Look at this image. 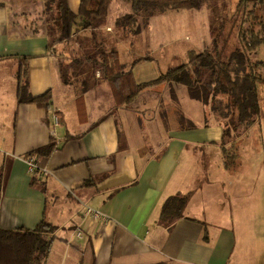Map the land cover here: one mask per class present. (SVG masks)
I'll return each instance as SVG.
<instances>
[{"label":"crops","instance_id":"crops-1","mask_svg":"<svg viewBox=\"0 0 264 264\" xmlns=\"http://www.w3.org/2000/svg\"><path fill=\"white\" fill-rule=\"evenodd\" d=\"M67 1L78 13L82 0ZM44 9L45 0H0V165L8 168L0 226L34 228L44 216L57 225L45 264H262L254 249L264 243L263 229L258 218H247L257 204L242 186L247 177L236 173L242 162L236 169L225 166L220 119L202 102L205 124L181 109L168 83L146 88L123 106L116 105L106 82L86 92L77 82L63 83L53 52L60 44L49 46ZM187 11L192 10L172 14L197 27L196 45L204 49L207 26L197 19L209 10ZM159 16L148 24L140 19L142 30L133 37L118 36L134 61L142 58L134 65L139 82L160 75L146 71L148 64L157 66L153 54L162 50L147 43L158 29L160 34L167 29L151 25ZM111 27L108 23L105 31L114 35ZM25 60L31 93L52 92L49 108L18 102V73ZM187 96L195 100L188 89ZM53 109L61 116L55 127ZM147 133L153 140L144 138ZM52 141L51 154L35 153ZM194 152L203 159L201 170ZM28 157L38 162L35 172ZM197 180L199 193L193 187ZM177 193H190V198L184 216L169 229L160 220L162 207ZM226 197L234 216H226V226L217 225L207 214L216 204L223 214ZM54 199L61 201L59 207H53ZM88 207L100 217L89 214Z\"/></svg>","mask_w":264,"mask_h":264},{"label":"trees","instance_id":"trees-1","mask_svg":"<svg viewBox=\"0 0 264 264\" xmlns=\"http://www.w3.org/2000/svg\"><path fill=\"white\" fill-rule=\"evenodd\" d=\"M132 7V13L121 16L115 23L117 30L141 32L140 19H149L168 10H196L211 8V0H123ZM231 2L230 0H228ZM112 0H82L78 13H74L67 0H45L42 21L50 37L49 46L59 58L63 83H79L82 92L106 82L116 105L131 104L146 88L168 83L171 94L177 97L175 85H185L191 98L209 107V113L220 119L223 126L222 149L225 166L236 169L241 163L239 136L247 134L261 116L259 86L264 85V59L257 54L264 45V0H238L230 16H225L218 35L202 50L190 49L187 61L150 81L139 82L134 65L122 60L115 45V36L107 33L108 15ZM233 23V31L221 41L223 31ZM38 21H34L37 28ZM237 30L235 42L231 35ZM117 38H119L117 36ZM75 45V46H74ZM69 48V49H68ZM67 49L69 51H67ZM28 62L22 63L18 73V102L36 103L49 108L52 92L34 96L30 91ZM101 77L97 78L96 74ZM189 126H194L189 122ZM241 130V131H240ZM54 141L37 149L35 153L49 155ZM8 168L0 165V206L7 181ZM190 193L171 195L163 204L160 220L169 229L184 216ZM58 226L46 216L34 227L14 229L0 226V264H45L51 252ZM156 264H172L161 262Z\"/></svg>","mask_w":264,"mask_h":264},{"label":"rangeland","instance_id":"rangeland-1","mask_svg":"<svg viewBox=\"0 0 264 264\" xmlns=\"http://www.w3.org/2000/svg\"><path fill=\"white\" fill-rule=\"evenodd\" d=\"M212 1V7L207 8L209 11L205 17H201L197 19V23L200 24L201 27L207 26V33H208V43L207 45H210L213 41V38L218 35V24L221 26L223 25V22L225 21V16L229 17L233 10L236 7V4L238 0H211ZM235 6V7H234ZM200 9H194V12H197ZM179 11V10H178ZM184 11V10H180ZM193 11V10H192ZM192 11H187L188 13H192ZM176 13V10H168L165 13H171L169 18H164L162 14H155L160 15L159 18H156L155 22H152L151 25L153 27H167V29H164V32L160 34L159 29L157 30V34L153 33V36H151V40L147 43L149 46H159V48H162V50L156 52L153 54V56L159 60L157 66L152 65V68L150 64L146 65V71L147 74H153L155 71H158V74L161 72L166 71L169 67H175L183 64L187 61L186 57V51L190 48L194 49L197 48L199 50L202 49V47H197L196 42L197 39L194 37L195 35V29L194 26H187L185 25L186 21L183 22V20H177L178 15L172 14ZM132 13V7L130 4L124 2L123 0H112L110 11L108 15V23L113 25L111 29L114 32L113 36H123L128 33L129 37H133L131 31H123L117 30L114 26L118 18H120L123 15ZM185 13V12H183ZM203 13V12H202ZM194 14V13H192ZM153 15V16H155ZM177 17V18H176ZM231 18V16H230ZM229 18L230 23L227 26H230L228 30L223 31L221 41H225V36L233 31V23L231 19ZM185 23V24H184ZM189 23V22H188ZM39 25V23H37ZM107 31V30H106ZM110 34V33H109ZM131 34V35H130ZM237 30H234V33L231 35L229 44L230 46H233L235 42V36H236ZM124 37H128L127 35ZM196 39V40H195ZM128 44V43H127ZM115 45L119 49L122 57L124 60H127L130 62V60L133 62L135 57H133L129 53V49L125 42L120 40V38H115ZM135 45H138L136 43ZM75 46V45H74ZM207 47V46H206ZM205 47V48H206ZM64 49L63 45L58 46V50ZM69 49V48H68ZM67 49V51H69ZM129 59H127V57ZM257 56L260 59H264V45L263 50L261 51L259 49ZM134 58V59H133ZM130 62V63H132ZM157 67V68H156ZM156 68V69H155ZM97 78H100V73L97 72L96 74ZM181 89L177 91V97H174V100L177 102V105L181 107V109L186 110L190 114H193L195 118H198L203 124L206 123L205 118L202 113L203 104L199 101H192L187 96V87L185 85H180ZM260 91V98H261V116L259 117L258 121L252 126V128L249 130L247 134H243L239 136L237 140V145L240 148V154H241V162L242 166L236 171L238 175H244L246 176V181L242 182V186L247 188L248 196L249 198L257 204L256 211H253V213H249L247 215V218L251 220L253 216L259 219V225L262 227V235L264 237V85L261 84L259 86ZM162 94V93H161ZM140 105L142 101L138 102ZM204 121V122H203ZM201 123V124H202ZM147 132L149 131V128H147ZM241 131V130H240ZM147 141L153 140L149 133L145 134V137ZM194 159L196 166L199 167V164L202 163L203 159L200 158L196 152H194ZM211 162L212 159L210 158ZM200 170L202 167H199ZM214 177H216L218 174L213 173ZM202 183L200 180H197L194 182L193 187L195 192L199 193V188ZM246 191V189H244ZM219 190L216 189V194ZM227 202L225 203L224 210L225 212L222 214L221 209L222 207H218L214 205L213 209L209 208V212L207 214L208 218H213V221L217 225H223L226 226L228 223V220L225 219L226 216L230 215L231 217L234 216V210L230 208L228 197ZM232 200V199H231ZM54 205L53 207H59L60 200H53ZM232 210V212H231ZM229 212V213H228ZM231 212V213H230ZM212 220V219H211ZM260 231V230H259ZM254 233V232H253ZM237 248H240V246H237ZM255 253L256 257H259V261L264 264V243L262 245H258L255 247ZM254 250L250 252L251 256H255Z\"/></svg>","mask_w":264,"mask_h":264},{"label":"built area","instance_id":"built-area-1","mask_svg":"<svg viewBox=\"0 0 264 264\" xmlns=\"http://www.w3.org/2000/svg\"><path fill=\"white\" fill-rule=\"evenodd\" d=\"M52 114V118H53V127H55L56 125H59L61 123V116L59 115L58 111H56L55 109L51 110L50 112ZM27 162L29 165V168L31 171L35 172L38 168V162L36 161V159L34 157H28L27 158ZM87 212L91 215H93L94 217H100V211L98 210H94L90 207L87 208ZM82 231H78V235H81Z\"/></svg>","mask_w":264,"mask_h":264}]
</instances>
